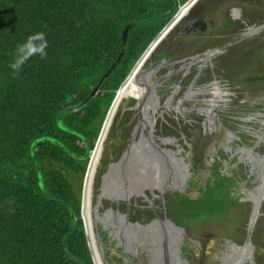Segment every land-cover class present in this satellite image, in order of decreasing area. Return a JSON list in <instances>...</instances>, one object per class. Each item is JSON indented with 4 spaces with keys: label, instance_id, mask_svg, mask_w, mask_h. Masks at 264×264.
<instances>
[{
    "label": "trees",
    "instance_id": "16d2710c",
    "mask_svg": "<svg viewBox=\"0 0 264 264\" xmlns=\"http://www.w3.org/2000/svg\"><path fill=\"white\" fill-rule=\"evenodd\" d=\"M185 1L0 0V264H93L81 217L89 151L116 89ZM40 31L46 57L13 74L17 43ZM108 133L110 162L119 139Z\"/></svg>",
    "mask_w": 264,
    "mask_h": 264
},
{
    "label": "flooded vegetation",
    "instance_id": "af4514ba",
    "mask_svg": "<svg viewBox=\"0 0 264 264\" xmlns=\"http://www.w3.org/2000/svg\"><path fill=\"white\" fill-rule=\"evenodd\" d=\"M181 11L182 7H180L176 18L183 15L181 14ZM215 14L216 11L210 10L207 4L194 9L193 12L181 20L176 25L172 33H170V37L167 38L169 39V43L166 44L163 49L158 48L155 50L153 54V65H157L158 67L151 69V74H153V80L151 79V81L153 84L151 83L150 94H147V97L148 95L153 97V101L152 104H150L149 96L146 98L145 103L142 104L141 108L135 106L141 95L139 89L140 87L137 84L138 90L136 93L139 94V97L135 100L134 109L137 114L136 119H138L139 115L142 116V123L136 127L137 120L132 132L136 127V133L140 132V137L143 139L146 136L145 130L151 129L153 133L157 120L156 115L160 111L161 113L164 112L165 106L167 109H171L173 111L176 110L177 112L179 109L184 111L188 110L190 117L192 115L194 116L196 113L198 114V112H201L202 115H204L212 110L213 115L217 114L221 116L219 119L225 126V129L219 126L216 122L217 127L215 130L203 132V134L207 137L206 139H208L207 142H210L211 146L214 147V154L208 152L210 155L208 159L206 160V158H204L199 163V166H201L202 169H205L206 167L208 169V172L204 174V179L200 177L201 173L198 174V184L200 185V190L203 188L204 190L201 195L194 192L190 193L199 199H208L211 197L222 200V202L231 205L229 207L230 214L236 213L244 217V223L238 227L234 226L231 228L232 237H224L218 233L214 234L207 231L205 226L212 228L218 227V224L216 223V225H214V222L209 223L205 220L204 215L202 214L204 211L198 209L197 213L192 214L190 217L194 221L199 218V226L195 227L194 224L188 226H183L182 224L179 225L183 227L189 240H194L199 244V242L203 240L208 241L213 237H221L231 243L221 242L213 245L211 242V245H208L210 246L208 247L209 252L206 253L205 251L197 249L195 246L191 245L189 241H187V248H183L182 250L184 252L183 264H264V153H258L253 147L247 146V143L251 141V138H256L258 141H262V143L264 141L263 130L256 131L257 126L264 125V113L262 112L264 110V71H254L250 75L251 70H247L245 66H250L252 64L251 61L249 59L244 60L245 58H243L240 59V63L243 65L236 66V61L233 60L236 56L235 54H232L230 57H225L223 62H220L223 64V67L227 66L230 70L224 71V74L221 73V78H217L215 77L216 75L212 74L210 79L206 80L204 78V80L201 81H204L203 83L199 82L200 84L197 86H193L192 84L191 87L185 85L184 80L183 83H175L172 82V79H167L165 83H163L164 78L166 79L169 73V75L172 74L171 76L175 73H180L186 65H188L187 67H190L193 64H200L201 62L204 64L206 61L210 60L214 54L219 53V51L222 50H224V52L228 51L229 53V46L231 45L233 46L230 48V51L235 52L237 50V46H239V44L236 45V41H233L231 38H226L230 35L223 36L221 35V32L215 29L216 27L218 28L221 23ZM238 14V10L235 9L234 16L237 17ZM175 35L178 37L175 38ZM242 37H245V35L240 38ZM205 38H207L208 41L209 39L214 40V44L220 43V46H217V50L214 51L213 55L207 60L203 57V60L196 61L190 65L188 64L189 61L180 65V62L182 61L180 59H172L173 53L168 51V47L173 44L184 45L185 49L193 51L197 47L195 40L199 39V41H202ZM239 48L241 47L239 46ZM149 52H147L146 56ZM218 56H220V54H218ZM155 60L157 63H155ZM239 67H243V70H239ZM195 68L197 67H193V69ZM162 70H164L163 72L166 71L169 73L165 74V72V75H160ZM157 72H159L158 75H155ZM180 84H183L181 85V88H184V91L179 95V97L175 98V95H178L175 90L180 86ZM165 86H167V89L170 90V93L166 97L162 98L161 93L165 92ZM173 87L174 90L172 91ZM136 93L133 95H137ZM122 97L120 98L119 104L123 100ZM119 104L117 110L119 108ZM187 105H189L187 108L184 107ZM149 110L152 111L151 114L149 113ZM190 117L186 118V120L181 124H176L174 126L164 125L162 129L157 130L158 133L156 135L164 133V137H161V140L165 142V144L170 145L173 149L169 148L170 146L168 145L162 148L171 149V151L174 152V156H176V152H180L181 149H179L180 147L178 145L175 146L174 143H171L172 145L168 143L172 141V139H170L171 137H175L176 141L183 142L185 133H188V140L189 142H192L193 140H191L190 137L193 135L200 136L201 134L198 125L192 120V117ZM111 124L112 121L110 126ZM110 126L106 131L107 133ZM124 130L125 127L121 129L119 139L124 135ZM107 133L104 135L100 153L97 157L95 170L91 177V190L95 181L94 179L97 164L102 154L103 143ZM131 135L132 133L129 136V141ZM153 139L156 140L154 133ZM152 153L153 159H156L159 156L158 151L154 146ZM165 155L170 160V167H173L174 158L176 157L167 151H165ZM162 156L163 155H160V157ZM206 164L207 166H205ZM157 174H161V180L160 183H157L154 181L155 178H153L154 182L151 184L153 186L151 189L153 193V198L151 199L152 201H149L151 191L149 189H145L143 191L141 190V186L145 183L139 182L135 187L139 191H135L136 194L134 195L141 196L143 199H146V195L144 197L143 194H145V192L147 193L148 199L145 201L148 203L146 204V208L152 212V218L147 219L146 215H140L137 219H135L136 221L145 223L152 219L154 221L157 218H160L161 220L169 219L172 221L169 217L170 214L168 207H171V212L176 210V205L172 204L173 202L179 204L182 203V201L199 200L188 198L187 196L183 198L182 194L179 193H184L183 190L179 189V187L184 186V181L182 180L181 175H179L180 181L177 182L175 189H170V184H167L169 189L167 188L163 194H161L159 191L166 183H170L168 182L170 175L168 173ZM174 175L176 174L174 173ZM196 175L197 174H194L192 176L191 172H186L184 180H186V177L189 179L191 176L194 178ZM174 181L175 180L172 177V185L175 184ZM121 190L122 188L118 185L113 188V191L115 192H119ZM203 196L204 198H202ZM127 200H129V198ZM183 208H185V206H183ZM124 212L127 213V209ZM261 218L263 219L262 226L260 225ZM130 248H132V246H128V248L126 247V249ZM153 249L155 254L161 257L160 264H163L162 246L154 245ZM164 250L166 255V264H174V262L178 264L182 263V259L176 256L172 244L166 245ZM174 257H176L175 260ZM129 259L131 260L124 261L115 257L112 264H142L140 258H132L129 256ZM144 262L145 264H150V261Z\"/></svg>",
    "mask_w": 264,
    "mask_h": 264
},
{
    "label": "rangeland",
    "instance_id": "374dc122",
    "mask_svg": "<svg viewBox=\"0 0 264 264\" xmlns=\"http://www.w3.org/2000/svg\"><path fill=\"white\" fill-rule=\"evenodd\" d=\"M262 2H264V0H198V2L191 9H189L186 16L192 13L194 9H197L198 7H202L203 5L207 4L210 10L216 11L215 15L218 18V20L221 22L219 27L218 28L216 27L215 29L221 32L222 33L221 35L223 36L230 35V36H227L226 38H229V39L231 38L233 41H236L235 44L236 45L239 44L241 48L237 46L238 47L237 50L235 52H232L230 51V48L233 45H231L229 46V53L228 51L224 52V50H222V51H219V53L214 54V56H212V58L206 61L204 64H202L201 62L200 64L199 63L193 64L190 67H187L188 65L185 64L186 65L185 68L181 70L180 73H175L173 76H171L172 74L169 75L170 74L169 72L165 71L166 72L165 73L163 72L164 70H162L160 75H163L164 73L165 74L169 73L166 79L164 78L163 83H165L167 79H172V82H175V83H178V82L183 83V80H184L185 85H188V87H191L192 84L193 86H197L198 84L203 83L204 81L203 82L201 81L204 80V78L206 80L210 79L212 74L216 75L215 77L217 78H221V73L224 74V71L229 70V68L227 66L223 67V64L220 62L221 61L223 62L225 57H230V55L232 54H235L236 56V58L233 59L236 61L235 62L236 66L243 65L240 63V59H243V58H245L244 60L249 59L251 61L252 67L251 65L245 66L247 70L249 71L251 70L250 75L254 71L255 72L264 71V28L259 31L253 32L250 35H245V37L240 38L241 37L240 33L244 30V27L246 26L257 27L264 23V3ZM251 5H253V8H252L253 10L249 11L251 8ZM235 9H237L239 12L237 17L234 16ZM174 29L175 28H173V30ZM172 31L170 33H172ZM170 33L168 36H166L162 40V42L158 45L157 49L158 48L163 49L166 46V44L169 43L168 42L169 39L167 38L170 37ZM174 37L177 38L178 36L175 35ZM195 42L197 43L196 44L197 47L193 51H190V49L189 50L185 49L184 45H176V44L170 45L168 47V51L170 53H173L172 59H175V60L180 59L182 61L180 62L181 63L180 65H182L184 63H187V61H190L194 55L204 52L207 49H210L212 47L220 46L219 45L220 43L214 44L213 43L214 40L209 39L208 41L207 38H205L202 41H199V39H197L195 40ZM150 50H147L145 54H147V52ZM218 54H220V56H218ZM155 63H157L156 60H155ZM148 64H149V59L146 60V62L144 63V67L148 66ZM193 67H197V68L193 69ZM238 69L243 70V67H239ZM158 73L159 72H157V74L155 73V75H158ZM181 85L183 84H180V86L175 90L178 94V95H175V98L179 97V95L184 91V88H181ZM173 90H174V87L172 88V91ZM169 93H170V90L167 89V86H165V92L161 93L162 94L161 97L162 98L166 97ZM149 98H150V104H152L153 97L150 96ZM134 104H135L134 98L132 97L124 98L120 102L119 108L117 112L115 113L114 118L112 120V124L109 128L108 132H111L113 136V139H112V136H111V139L112 141L116 142L117 139H119V134L121 132V129L125 127L124 135L122 136V138L119 139V145L117 146V149L115 151L116 157L113 159V161L116 160L121 155L126 145L129 143V140H128L129 136L132 133V130L137 121L136 119L137 114H136V110L134 109ZM188 106L189 105L184 106V107L187 108ZM262 112L264 113V110ZM149 113L151 114L152 111L149 110ZM189 115L190 113L188 110L184 111L182 109H179L178 112L176 110L173 111L171 109H165V111L162 113L160 111L159 116L156 115L157 120L155 123L153 133L156 137L155 141L159 143L160 147H166L168 144L160 143V138L164 137L163 136L164 133L163 134L160 133L156 135L158 133L157 130L162 129L164 125L174 126L176 124H181L183 121L186 120V118L190 117ZM201 115L202 114L196 113L194 116L193 115L191 116L192 120L196 122L197 125L200 124V121L202 120L201 118L203 115L202 116ZM263 123H264V119H263ZM199 130L201 132L200 137H202L201 141H199V145H201L202 148H206L209 142H207L208 139H206L207 137L203 134V131L205 130L203 128H202L203 131L200 128ZM257 130L259 131L263 130L264 132V125L257 126L256 131ZM139 135H140V132H137L134 140L139 139L138 138ZM171 138H173V141H171V143L175 142L174 144H177L181 148L180 152H176V156L181 157L185 165L188 166L187 171L181 170V173L191 172L193 174H197L198 170L202 167L199 166L200 161H198V159H195V158H199L200 156L199 155L200 150L198 152L195 142H189L188 133H185L183 137V142L176 141L175 137H171ZM187 142H189V146H190L189 148L186 147ZM247 146L253 147L254 150L258 153H262V154L264 153V141L262 143V141H258L256 138H251V141L247 143ZM112 148H113L112 145L109 146V144L105 146L104 153L101 154L100 160L97 164L96 173L98 172V169H100L101 167L100 166L101 161L103 164L105 163V167L108 164L110 156L114 154V150ZM169 148L173 149L171 146ZM140 157L142 159L143 158L145 159L144 155H141ZM135 158H139V157L135 156ZM145 164L148 166L149 164L148 159L145 160ZM165 165L166 163L164 161L162 167L165 168ZM158 168H161V167L157 165L155 161L153 160V173H155L153 174V178H155L154 181H156L157 176H158L157 174ZM195 169H198V170H195ZM162 170L163 169H161L160 171ZM96 173H95V177L98 178V183L96 185H95V182L93 183L92 195H91L92 198H91V203H90V206H91L90 208L92 210L91 216L93 219V225L94 224L97 225L98 227L97 229L99 231L101 239L104 240L103 244L106 250L114 246V241L110 237H109L110 239L106 237L109 235L108 233L110 232L111 229L106 228V227H109V225H106L103 221V218H105L104 216L106 212L109 211L108 210L109 208L112 209L111 216L107 218L106 223H113L114 225L118 224V214L125 213L124 211L126 209H127V214H128L127 216L128 220L132 223L135 222L136 221L135 219H137L140 215H146L147 219L152 218V212L151 210H147L146 204L148 202L145 201L141 196H136V195L131 196L129 198L128 205L123 200L115 201V200H109V199L103 198L102 200H100V206L97 208V215L99 216V219L97 220L96 214L94 213L93 208L96 204L95 195L99 192L98 186L100 183V176H97ZM163 174H166L165 169H164ZM83 179H84V176H83ZM143 180H144V177L142 181ZM110 184L112 185L111 181H110ZM81 198L83 200V181H82ZM202 198H204V196ZM172 204L176 205V210L171 212V207H168L169 208L168 211L170 214L169 217L174 223L176 224L178 223V225L182 224L183 226H188V225L194 224L195 227L199 226V221H198L199 218L194 221L190 217L192 214L197 213L198 209L204 211L202 214L204 215L205 220H207L209 223L214 222V225H216V223L218 224V227H212V228H208L205 226V229L207 231L214 233V234L218 233V234L223 235L224 237H232L231 228L234 226L238 227L239 225H242L244 223V217L236 213L230 214L229 207L231 205L222 202V200L220 199H215V198L210 197L208 199H199L195 201H182V203H179V204H176L173 202ZM183 206H185V208H183ZM81 210H82V217H83V206ZM83 220H84V224L86 227L84 217H83ZM262 220L263 219L261 218L260 220L261 226H262ZM87 239H88V236H87Z\"/></svg>",
    "mask_w": 264,
    "mask_h": 264
},
{
    "label": "water",
    "instance_id": "95a60500",
    "mask_svg": "<svg viewBox=\"0 0 264 264\" xmlns=\"http://www.w3.org/2000/svg\"><path fill=\"white\" fill-rule=\"evenodd\" d=\"M197 2H198V0H186L183 4H181L178 7L176 12L171 16V18L167 21V23L159 30V32L155 35V37L145 47V49L140 54V56L136 59V61L134 62V64L130 68L129 72L127 73L125 78L122 80V82L118 86V88L121 86V84L128 77V75L133 70V68L136 66L138 61L144 56V54H145V52L149 46L153 47L152 51H150L149 55L147 56L148 57L147 59H149V64L146 67H144V65H143V67L141 68V72L142 73H148L151 71L152 68L158 67L157 65H153V62H154L153 53H154L155 49L157 48V46L173 30V28H175L176 25L186 17L187 13L180 16L179 18H176V15L178 14L180 7H182L184 4L191 3L190 4V9H191ZM166 28H168V29H166ZM263 28H264V23L261 24L260 26H257V27L246 26L244 31L240 35L241 36L249 35L250 33L259 31ZM165 29H166V31H165ZM125 32H126V29L124 30L123 39H125ZM216 50H217V47H212L210 49H207L204 52L196 54L191 58V60L189 61L188 64H191L193 59H196L197 57H202L208 53H210V55L212 56L214 51H216ZM200 55H202V56H200ZM119 58H120V55H119L118 59ZM118 59H117V61H118ZM116 62L113 63L111 65V67L99 79L97 85L91 91V96L96 93L98 85L100 84V82L102 81L104 76L109 74V72L115 66ZM138 78H139V76L136 78V80ZM144 84H145V86H148V83L145 82ZM152 87H153V85H152ZM118 88L115 91V94H114V97L110 103V106H111V104L115 98V95H116ZM148 93H149V88L147 87V92L145 94H143L141 99L138 100L137 104L135 105L136 107L141 108L142 104L145 103V100L147 98ZM110 106H109V108H110ZM109 108H108V110H109ZM165 109H167L166 106H165ZM108 110H107V112H108ZM198 114H202V113L198 112ZM157 115L159 116L160 112H158ZM220 117L221 116H219L217 114L213 115V110L210 111L209 113H205L201 118L202 120L201 119H200L201 121L199 120L200 121V124H198L199 128L201 130L203 128L205 131H208V132L213 131L217 127V125H216V122H217V124L219 126H221L222 128L225 129V126L223 125V123L219 119ZM137 120L138 121H137L136 127L142 123V116L139 115ZM101 127H102V125H101ZM136 127H135L134 131L132 132L129 143L126 145V147H125L124 151L121 153V155L116 160L108 162L105 170L100 174V183L98 186L99 192L95 195L96 204H95L94 208L96 207V211H97L98 205H100L99 193H100V187L102 184V179L107 174L110 177V173L112 171H113V174H111V177H110L111 180L110 181L112 182V184H113V182H118V186H122L124 188V191L127 190L128 198H130V196L136 194L135 190H132V189L135 188L138 185V183L142 181V179L144 177L145 181L143 180V182H145V184H143L141 186V190L143 191L145 189H149L151 191V197H150L149 201H152L151 199L153 198V193L151 190L153 187L151 185V184H153V160L155 161V163L157 165H159L161 167V168H158L157 173L163 174L164 169H165V172L170 175V178L168 179V182H170V183H166L164 185V187L159 191L161 194H163V192L168 188L167 184L168 185L170 184V189L176 188L177 182L180 181L179 175L182 174V179L184 180V176L186 175V172L181 173V170L187 171L188 166L185 165L182 158L174 156V152L171 151V149L160 147L159 143H157L153 139V133H152L151 129L145 130L146 136L144 139L141 138L139 135V139L134 141V136H135L136 129H137ZM100 130H101V128H100ZM205 131H203V132H205ZM99 133H100V131H99ZM99 133H98V136H99ZM109 135L110 134L107 133V135L105 137V141L108 140ZM98 136H97V139H98ZM200 136H201V134H200ZM200 136L193 135L192 137H190V139L193 140L192 142H195L196 147L198 149V152L200 150L199 158H195V159H198V161L201 162L204 158H206V160L208 159V157L210 156L208 154V152L214 154V147H212L211 143L209 142V144L206 148H202V146L199 145V141H201V139H202V137H200ZM97 139H96V142H97ZM170 139H172V141H173V138H170ZM96 142H95L94 146L96 145ZM134 143H135V145L132 148L131 145H133ZM160 143H165V142H163L160 138ZM168 143L171 144V141ZM173 143H175V142H173ZM174 145L176 146L177 144H174ZM153 146L157 149L158 155H159L156 159H153V153H152ZM186 147L187 148L190 147L189 142L186 143ZM179 149H181V148H179ZM165 151L170 152L174 157H176V158H174V168L170 169V165H169L170 160L165 155ZM90 152H91V150L89 151V154H90ZM141 155L145 156V159L143 158L144 160L140 157ZM160 155H163L162 159H161ZM135 156L139 157V158H135ZM146 159H148V163H149L148 166L145 164ZM164 161H165L166 165H168V166L165 165V168L162 167ZM87 166H88V164H87ZM87 166H86V169H87ZM205 166H207V164ZM161 169H163V170L160 171ZM195 170H198V169H195ZM207 172H208L207 167L205 169L200 168L198 170L197 175L194 176V178H192V176L194 174L191 173L192 176L183 182L184 186L179 187V189L184 191V193L179 192L182 194L183 198H185L187 196L188 198L198 199V197H194L190 192H194L198 195L202 194L204 188L202 190H200V185L198 184V180H199L198 174L201 173L200 177L202 179H204V174H206ZM174 173L176 175H174ZM84 175H85V173H84ZM172 177L175 180L174 181L175 184H173L174 186L172 185ZM194 184H195V186H194ZM145 195L147 198L144 200H147L148 196L146 193L143 194L144 197H145ZM123 201H125L126 204L128 205L129 200L125 199ZM82 206H83V200H81V208H82ZM94 208H93V211H94ZM108 210L111 211L112 209L109 208ZM94 213H95V211H94ZM122 216H123V222L121 225V230L118 234L119 241H117L118 239L116 236H114L112 230H110V232L108 233L109 235L107 234L108 236H106L107 238L110 237L114 241V246L112 247V250H110L108 248L105 251V246L103 244L104 240L101 239V236H100L99 231L96 227V224H94L95 239L97 241V245H98V248H99L100 253H101V259H102L103 264H112L115 257L120 258L121 260H124V261L125 260L130 261L131 259H129V256H131L132 258H135V257L140 258L141 259L140 261L142 264H145L144 261H148V262L150 261V264H160L161 257H159L155 254L154 249H153L154 245H161L162 246V249H163L162 263L166 264L165 263L166 255H165L164 249H165L166 245H171V244L174 247V251L176 253V256H178L182 259L181 264H183L184 252L182 250H183V248H187V245H188L187 241H189L191 243V245L195 246L197 249L205 251L206 253L209 252L208 247H210V246H208V245H211L210 244L211 242L213 245L215 243L218 244L221 242H225V243L229 242L228 240L226 241L221 237H213V238L208 240L210 242H208L207 240H203V241H200L198 244L194 240H189V238L186 236L185 231H184L182 226L175 224L173 221H170L169 219L161 220L160 218H157L154 221H158V224L153 226V222H154L153 219L150 220L149 222H145V223L140 222V221H135L132 223L128 220L126 212L123 213ZM81 217H82V210H81ZM82 219H83V217H82ZM104 219H105L104 223L106 225H109V227H106V228L111 229L110 223H106V220H107L106 217L103 218V220ZM83 224H84V220H83ZM129 224H133L132 225L133 231H131L130 233H128V231L126 229V227ZM143 227H146V228L144 229ZM84 231H85V235L87 237V231H86L85 224H84ZM229 243H231V242H229ZM87 246L89 248L91 260L94 264V260H93V256H92V252H91V248H90L88 239H87ZM128 246H132V248L126 249V247L128 248ZM182 252H183V254H182ZM175 258L176 257H174V260H175ZM174 264H178V263L174 262Z\"/></svg>",
    "mask_w": 264,
    "mask_h": 264
},
{
    "label": "bare ground",
    "instance_id": "6f19581e",
    "mask_svg": "<svg viewBox=\"0 0 264 264\" xmlns=\"http://www.w3.org/2000/svg\"><path fill=\"white\" fill-rule=\"evenodd\" d=\"M190 4L191 3H187V4H184L182 6L181 14L184 15V14L188 13V11L190 9ZM166 29H168V28H166ZM166 29H165V31H166ZM151 48H153V47L149 46L147 48V50H150ZM150 51H152V49ZM147 56H146V54H144V56L138 61L136 66L133 68V70L130 72L128 77L125 79V81L118 88V90L116 92V95H115V98H114V100H113V102H112V104H111V106H110L105 118H104V121H103L101 130H100L96 145L94 146V148L91 150V152L89 154L88 166H87V169L85 171V175H84V179H83V217H84L85 223H86V231L88 233L87 234L88 242H89V245H90V248H91L94 264H103V262H102V259H101V253H100V250L98 248L97 241L95 239V233H94V230H93L94 229L93 219H92V216H91V212H92V210L90 208L91 207L90 203H91V198H92L91 197L92 190L90 188L91 177H92V175L94 173V170H95V166H96V162H97V156L99 154L104 135H105V133H107L106 131H107L108 127L110 126L109 124L111 123V121H112V119H113V117H114V115L116 113V110H117V107H118V104H119V101H120V98L122 97V95L125 93L123 95L124 98L132 97V98H134L136 100L139 97V94L136 93L137 90H138L137 89L138 85L140 87L139 89H140V94H141L139 99H141L143 94H145L147 92V87L149 88V94L151 92V83H152L151 79L153 80V74H151L152 71H150L148 73H142L141 72V68L143 67L144 63L146 62V60L148 58ZM203 57H205V59L207 60V59H209L211 57V55H210V53H208V54H206V55H204L202 57H197L196 59H194L192 61V63H195L196 61H199V60H203ZM138 76H139V78L136 80V78ZM149 76H150V78H149ZM145 82L148 83V86H145V84H144ZM128 91H129V93H128ZM134 93H136L137 95H133ZM149 96L150 95H148V97ZM103 125H104V127H103ZM134 145H135V143L133 145H131L132 148H133ZM170 168H174V166L170 167ZM111 174H113V171L110 173V177H111ZM181 176H182V174H181ZM110 177L108 176V174L103 177L102 184H101V187H100L99 198L100 199L106 198V199L115 200V201H118V200H121V199H123V200L128 199L127 190L124 191V188L122 186H120L122 188V190H123V191L121 190L122 192L121 191H119V192L113 191V188H115L118 185V182H113V184L111 185L110 184V180H111ZM160 180H161V174H159L157 176L156 182L160 183ZM183 181H185V180H183ZM140 183H145V182L141 181ZM132 190L139 191V190H137V188H133ZM99 206L100 205H98V207ZM94 211H95V214H96V219L98 220L99 216L97 215L96 207L94 208ZM110 216H111V211H107L106 214H105L106 219L108 217H110ZM103 221H105V219ZM122 222H123V216H122V214H119L118 215V224L114 225L113 223H110L111 230L113 231V234H114V236L117 237V239H118V234H119V232L121 230ZM157 224H158V221H154L153 222V226L157 225ZM132 225L133 224H129L126 227L128 233L133 231ZM96 227H97V225H96ZM143 228L145 229L146 227H143ZM117 241H119V239ZM109 249L112 250V247L109 248Z\"/></svg>",
    "mask_w": 264,
    "mask_h": 264
},
{
    "label": "clouds",
    "instance_id": "9594fccd",
    "mask_svg": "<svg viewBox=\"0 0 264 264\" xmlns=\"http://www.w3.org/2000/svg\"><path fill=\"white\" fill-rule=\"evenodd\" d=\"M37 42H39L38 46ZM47 47V35L44 31L29 34L24 40L17 43L13 52V59L9 64V67L13 70V74H18L23 66L34 56H39L41 59L46 57Z\"/></svg>",
    "mask_w": 264,
    "mask_h": 264
}]
</instances>
